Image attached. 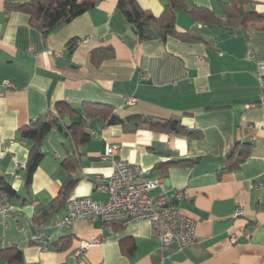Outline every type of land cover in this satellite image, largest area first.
Returning <instances> with one entry per match:
<instances>
[{
	"label": "crops",
	"instance_id": "crops-1",
	"mask_svg": "<svg viewBox=\"0 0 264 264\" xmlns=\"http://www.w3.org/2000/svg\"><path fill=\"white\" fill-rule=\"evenodd\" d=\"M26 1L0 0V175L17 194L11 197L12 214L0 216V248L15 245L24 264H264V105L257 80L264 31L227 30L207 23L205 15L197 21L181 11L177 29L198 28L202 40L169 36L140 42L118 9L119 0H103L45 37L27 13L6 10L8 3ZM186 1L225 20L221 3L229 0ZM252 1L249 9L264 13V0ZM137 2L156 16L166 4ZM72 40L78 42L70 51ZM103 46H112L116 57L96 67L90 54ZM5 80L15 88L4 92ZM60 101L79 112L75 121L87 103H102L111 106L108 117L179 118L202 136L128 132L99 116L84 119L90 139L81 144L66 133L67 119L63 130H52L42 142L44 158L28 184L27 168L18 166L27 163L31 142L21 139L19 128L55 111ZM112 144L119 146L116 159L165 180L172 203L197 221L192 243L182 250L176 244L161 246L145 220L112 229L101 219L61 226L65 203H57L41 225L33 223L71 180L76 183L69 198L107 201L109 193L98 186L113 174V159L104 158ZM238 148L249 155L227 170ZM180 160L188 162L173 164ZM160 163L166 165L156 169ZM177 190L186 198L177 201ZM238 209L242 215H236ZM38 229L51 240L36 242ZM95 240L100 242L78 254L82 242ZM0 264L13 263L0 256Z\"/></svg>",
	"mask_w": 264,
	"mask_h": 264
},
{
	"label": "trees",
	"instance_id": "trees-1",
	"mask_svg": "<svg viewBox=\"0 0 264 264\" xmlns=\"http://www.w3.org/2000/svg\"><path fill=\"white\" fill-rule=\"evenodd\" d=\"M103 0H28L26 2L8 3L7 11H21L29 16L30 24L41 30L43 35H48L58 31L64 25L74 18L96 7ZM252 0H229L222 2V16L217 15L212 10L205 7L189 5L186 0H166L162 13L158 16L144 11L137 0H119L118 9L125 16L128 24L137 35L140 42L158 37L166 40L169 36H176L182 40L194 41L202 40V33L198 28L181 32L177 29L176 20L178 13L185 11L191 14L197 21L202 15L206 16V22L217 24L227 30L240 31L249 34L254 31H264V13L256 10H250L249 6ZM77 40L69 42L70 51L75 49ZM115 50L112 46H103L93 49L90 54L91 62L94 66L99 67L103 62L114 59ZM112 111L111 106L102 103H87L82 109L80 119L75 121L79 114L70 104L60 101L56 105V110H48L38 117L30 120L19 128L20 137L24 141H30V151L26 168L28 171V184L31 183L35 170L44 158L42 151V142L47 135L54 129L63 130V122L67 119L71 125L67 134L72 136L81 144H85L90 139V134L86 130L84 123L85 118H95L99 116L108 117ZM106 125H120L125 131L133 132L139 129L160 131L171 134L186 135L190 138H200L201 132L191 130L186 127L181 119L171 118L166 120L153 119L143 115H131L122 118L116 114H111ZM249 155V150L244 148L235 149L230 158L226 169H235ZM187 160H180L173 164H183ZM68 164H64L66 166ZM160 163L156 169L165 166ZM74 166H77L74 165ZM76 180H71L64 185L62 193L47 207L38 211L32 221L35 225H41L48 217L54 214L58 207L57 203H67L69 194L73 189ZM7 193L10 198L16 196V191L9 185L3 176L0 175V194ZM1 235V230H0ZM0 256L13 264H24L22 251L15 245L0 248Z\"/></svg>",
	"mask_w": 264,
	"mask_h": 264
},
{
	"label": "built area",
	"instance_id": "built-area-1",
	"mask_svg": "<svg viewBox=\"0 0 264 264\" xmlns=\"http://www.w3.org/2000/svg\"><path fill=\"white\" fill-rule=\"evenodd\" d=\"M143 78L146 79L148 76ZM257 80L260 104L264 105V63L258 64ZM2 87L6 92L14 89L15 85L12 81L5 80ZM128 101L129 104H133L135 98H130ZM118 151L117 144H112L107 149L104 158L113 159V174L110 179L98 186L99 190L109 193V199L98 201L91 197L69 198L65 214L58 224L69 226L77 220L101 219L112 229L116 224L128 227L145 220L151 223L152 235L161 246L176 244L179 250H182L192 243L196 238L197 221L172 203L165 180L150 177L149 173L140 166L127 160L116 159ZM25 167L26 164H20L18 169ZM155 190L158 192L153 194ZM173 197L180 201L186 198V194L182 190H177ZM10 201L11 198L7 193L0 194V216L6 217L12 214L13 207ZM242 214L243 211L238 209L236 215ZM34 240L38 243L49 242L51 236L38 229ZM99 242V240L82 242L78 254Z\"/></svg>",
	"mask_w": 264,
	"mask_h": 264
}]
</instances>
